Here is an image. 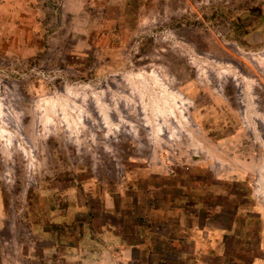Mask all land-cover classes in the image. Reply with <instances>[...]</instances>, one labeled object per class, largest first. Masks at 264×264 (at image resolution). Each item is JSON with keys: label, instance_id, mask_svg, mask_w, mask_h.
Segmentation results:
<instances>
[{"label": "rangeland", "instance_id": "374dc122", "mask_svg": "<svg viewBox=\"0 0 264 264\" xmlns=\"http://www.w3.org/2000/svg\"><path fill=\"white\" fill-rule=\"evenodd\" d=\"M0 264H264V0H0Z\"/></svg>", "mask_w": 264, "mask_h": 264}]
</instances>
